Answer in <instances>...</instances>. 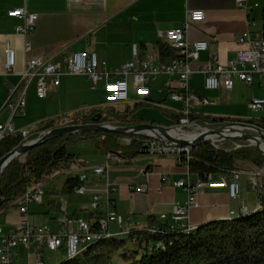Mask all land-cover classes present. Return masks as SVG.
Wrapping results in <instances>:
<instances>
[{
  "label": "crops",
  "instance_id": "1",
  "mask_svg": "<svg viewBox=\"0 0 264 264\" xmlns=\"http://www.w3.org/2000/svg\"><path fill=\"white\" fill-rule=\"evenodd\" d=\"M239 2H244L248 6H253L257 3L258 6L256 8H259L260 4L256 0H247L246 2L245 0H0V60H3V50L7 42L15 52L14 69L6 76L2 73L0 74V122L3 123L8 120L9 112L6 109L8 89L9 86L20 88L22 85L21 74L28 58L38 57L48 62L58 63L63 56L72 52H93L97 55L99 63H106L110 71L115 72L131 60L132 45L137 44L145 53L144 47L148 49L151 46L153 53V44L159 42L158 32L179 27L184 21L187 8L201 10L205 14V20L202 23L192 26L189 39L191 41L208 42V51L203 53L199 60L192 64L193 69H198L213 56H216L221 64H227V62L236 58L239 49L236 43L237 37L245 30H248L254 36L253 22L255 18L252 15L256 8L245 14L238 7ZM17 9H24L27 13L37 15L35 30L32 34L21 35L15 33V28L23 25V21L9 18L7 13ZM26 43L30 46L29 52L25 51ZM156 61L157 63L164 62L160 59ZM73 77L88 81L83 76ZM66 78L68 77H65L63 84L67 83ZM169 79L174 81V77L160 76L151 82L148 87L160 80L156 92L162 93L165 89L164 84ZM255 79H257L256 82ZM32 85L31 97H36L34 84H31L28 90ZM100 85L103 87V83H100ZM189 86L198 96L208 101L205 105L195 106L193 116L217 118L214 115L204 113L202 110L209 107L210 104H214V101L218 100L224 89L219 91L206 90L204 88L203 75L200 73H195L191 77ZM241 87L251 88L260 92L258 97H253L252 99L264 98V91L257 76L253 77L251 86L235 81L233 88L224 90V92L233 95ZM76 93H78L77 89L69 87L68 84L63 89L61 79L60 86L50 90L48 96L43 100L54 97V99L57 98L58 104H61L63 95L67 96ZM151 95L152 92L150 90ZM132 96L134 97L131 87L129 97ZM252 99L249 100V103ZM147 100L148 103H151L149 99ZM168 103L173 109V113H177L181 108L177 103H172L171 101ZM92 107L95 106H90L89 108ZM218 107L232 109L234 106L226 104ZM84 110H87L86 106H74L71 108L66 107L63 111L49 112L48 107H46L43 115L35 121L43 122L48 119H56L68 112L74 113ZM25 114L24 116H16L12 120L13 126L17 131L25 130L28 125L25 120ZM223 118L239 119L238 117ZM137 158L140 159L133 166V162ZM104 160L106 162V156ZM82 169H79L78 173H73L75 175L79 174ZM143 169L151 173L148 179L140 174ZM163 176L167 178V181L161 184L160 178ZM185 179V170L175 162L174 157L159 158L140 153L131 161L119 159L117 164L112 165L108 169L106 176L95 177L90 174V183L87 188L91 190L95 187H101L106 181L113 184L116 188L112 196L115 202L114 210L128 218L127 230L131 231L147 227L154 219L157 220L160 215H169L174 205L184 204L187 197L186 193L183 189L175 187L174 183ZM196 179L195 175H190L192 183ZM212 180L216 181V179ZM143 184H147V194L142 195L131 192V186ZM62 188L60 192L64 194ZM158 188H161L160 193L157 192ZM64 195H70L71 198L81 197V200L70 201L66 205L63 200L53 197L47 199L46 206H44L45 192L41 205L32 204L29 206L31 223L38 226L42 224L48 225L45 219H50L55 224L51 226V229L56 230L57 222L63 216L60 202L65 205L66 215L68 216L87 221L96 218L97 214H93L92 218L88 208L90 202L89 192L83 196H78L73 191ZM202 197L207 200L223 198L228 203L218 205L215 208L212 206L215 210L209 214L208 219L206 217L202 222L193 225L200 226L212 221H223L230 218V216L228 217L230 211H238L239 202L231 204L232 202L224 189L202 190L197 194V200ZM52 202L57 206H53ZM240 202L245 204L243 200H240ZM207 206L205 205L204 207ZM257 208L255 203L252 210H258ZM17 222L18 214L12 208L6 212L4 217L0 215V225L4 231L12 229ZM111 229L114 230L115 228L112 226ZM27 250L21 247L16 249L17 264H22L25 253L28 254Z\"/></svg>",
  "mask_w": 264,
  "mask_h": 264
},
{
  "label": "built area",
  "instance_id": "2",
  "mask_svg": "<svg viewBox=\"0 0 264 264\" xmlns=\"http://www.w3.org/2000/svg\"><path fill=\"white\" fill-rule=\"evenodd\" d=\"M247 0H245L246 2ZM264 2V0H256ZM258 6H248L244 2H239L238 7L248 14L253 8ZM9 18L23 21V25L15 28L16 34L28 35L35 30L37 15L27 13L24 9L12 10L7 13ZM205 14L201 10L186 9L185 18L177 28L158 32L159 42L169 50L174 52L175 57L169 61L157 63L152 47L145 48V52L137 44L131 47V60L121 66L115 72H111L106 63H99L97 55L93 52H72L61 58L58 63H52L38 57L27 59L24 70L21 74L22 85L9 86L6 109L9 112L8 120L0 122V141L15 134L17 130L13 126L12 120L16 116H24L26 108V93L31 84H34L35 95L43 100L52 89L60 86L62 77L83 76L94 90L96 86L103 83L106 104H123L129 100V91L132 87L134 94L133 104H146L150 96L148 85L160 76L174 77V81L169 79L165 84L166 94L172 103L181 106L177 115L180 116L178 122L173 127L185 128L186 131L175 135L183 140L193 139L199 132L207 128H202L196 122L191 121L195 106L205 105L207 100L198 96L191 90L189 82L195 73H200L204 78V88L206 90L219 91L221 89L231 90L234 82L239 81L246 86H251L253 77L257 76L260 86L264 91V38L261 33L252 36L245 30L237 37L238 52L236 58L223 65L216 56L208 62L202 64L194 70L192 64L197 62L200 56L208 51L207 41H191L189 33L192 26L202 23ZM148 50V51H147ZM25 51H30L28 43L25 44ZM15 67V52L7 42L3 50V60H0V74L6 76ZM174 82V83H173ZM251 112L264 113V98L252 99L248 105ZM264 124V116L260 120ZM171 126V127H172ZM37 127L30 130H22L24 137L35 131ZM136 139L141 151L152 157L172 156L175 162L185 170L186 179L174 183L175 187L183 189L186 193L184 204L173 206L169 215L162 214L157 221L169 229L189 230L193 224L190 222V212L200 208L197 194L202 190L224 189L228 198L239 202L238 211H230L229 214H241L248 212V208L240 202L241 188L239 185L241 173L237 171L229 172L213 181L211 178L197 177L196 181H190L188 163L190 160V147L180 148L173 144L161 143L151 135H123L118 139L120 147H128ZM28 141L25 140L24 143ZM239 148L235 145V149ZM119 162L117 156L106 157L105 164L92 168H83L79 174L73 172L68 175L76 181L74 194L83 196L90 193L88 208L91 213L97 214L96 218L87 221L81 218L66 215L63 202H60V209L63 216L57 222L56 230H52L47 224L34 225L30 221L29 206L41 205L45 194L42 186L37 185L29 189L19 197L11 206L18 214L16 225L4 231L0 225V264H17L18 247L35 250V264H45L43 261V251L59 252L64 248L66 255H76L83 251V244L93 237L104 234L123 235L127 232L128 218L118 214L114 210L115 202L113 194L116 188L113 184L105 182L101 187L88 190L90 174L95 177L106 176L108 169ZM140 174L148 179L151 173L145 169ZM259 174H253L248 186L251 192L256 194V200L264 204V184L258 179ZM167 181L165 176L160 178V183ZM131 192L145 195L148 193L147 184L131 186ZM161 192V188L157 189ZM115 229H111V227ZM161 227L155 223L143 228L148 233L162 234ZM135 242V239L132 240ZM154 248L160 246L151 244Z\"/></svg>",
  "mask_w": 264,
  "mask_h": 264
},
{
  "label": "trees",
  "instance_id": "3",
  "mask_svg": "<svg viewBox=\"0 0 264 264\" xmlns=\"http://www.w3.org/2000/svg\"><path fill=\"white\" fill-rule=\"evenodd\" d=\"M261 35L264 38V4L261 7ZM156 60L169 61L175 57L174 52L165 48L160 42L153 44ZM134 108L141 106L134 104ZM130 109L120 115L116 110H107L104 114L99 107H92L81 113L74 112L56 119L40 123L35 131L24 137L21 131L8 135L0 141V160L25 140L33 141L46 131L65 126H79L91 123V118L101 114L99 124L126 127L138 124H152L144 121H129ZM61 118L66 119L57 123ZM173 115V124L179 120ZM191 121L198 126L210 124L220 127L229 122L250 123L264 131L262 121L255 119H230L212 117H194ZM215 127V128H217ZM123 135L111 133H85L53 139L39 147L29 150L22 158L13 160L4 169L0 177V215L5 216L12 204L29 189L39 185L42 179L60 173L74 164V156L69 154L67 146L76 140L93 139L105 156H117L131 161L143 153L136 139L128 147H120L117 141ZM235 145L239 148L235 149ZM188 168L190 174L199 178L207 177L218 180L229 172L239 170V164H248L264 168V155L256 147L241 141H222L215 146L204 143L190 152ZM76 181L67 177L62 188L64 194L74 190ZM262 204V203H261ZM261 210L248 213L246 216H235L198 226L193 230L169 229L157 220L152 223L163 226L162 234L148 233L145 229L127 230L122 236L101 237L85 246L80 254L72 259L65 258L62 264H113L112 258L119 255L124 264H264V204ZM93 218V213H91ZM151 223V224H152ZM135 239V242L132 240ZM160 246L155 248L151 245ZM128 244L138 246L151 245L149 252L139 255L137 251L127 250Z\"/></svg>",
  "mask_w": 264,
  "mask_h": 264
},
{
  "label": "rangeland",
  "instance_id": "4",
  "mask_svg": "<svg viewBox=\"0 0 264 264\" xmlns=\"http://www.w3.org/2000/svg\"><path fill=\"white\" fill-rule=\"evenodd\" d=\"M264 4V2H260L259 8L254 9L252 17L255 18L254 23V36L261 33V7ZM256 78V77H255ZM62 86L63 89L68 84L69 87H73L77 89L76 94H69L67 96L63 95L61 97V104H58L57 98L54 99H46V100H39L37 97H31V90L32 87L28 90V93L26 95L27 100V106H26V114H25V120L28 123L25 130H30L33 127H38L40 125L41 121H35L43 115V112L46 107H48L49 112L53 111H63L66 107L71 108L74 106H86V109H88L90 106L99 107L103 110L104 114L107 110H116L120 115H122L124 112L128 111L130 109V112L128 113V120L129 121H144L148 123L154 122L155 124L162 126V127H171L173 124V115H177V113H173V109L169 106L170 102L167 99L166 89L162 91V93H157L156 90L159 87L160 80L152 85H150V90L152 92V95L150 98V102L152 103H146L141 106H138L134 108L133 106V100L134 97H129V100L123 104H106L105 103V94L103 91L102 85H98L96 89L91 90L90 84L85 79L75 78V77H68L66 78V84H63L65 77H62ZM257 79H255V82ZM218 100L214 101V104H210L209 107L206 109H203L202 111L209 115H214L217 118H223V117H238L239 119H255V120H261L264 116L263 112H251L248 108L249 100L253 97H258L260 95L259 91H255L251 88H245L241 87L238 92L235 94H230L228 92H224L222 90ZM231 104L234 107L232 109H225L222 107H218L219 105H226ZM218 108V109H217ZM81 113V112H78ZM65 114V113H64ZM67 114H72L71 112H68ZM63 121H66V119L61 118L60 120H57V123H62ZM210 129H216L215 127L211 126L210 124L203 125L202 128ZM218 128V127H217ZM121 138V137H120ZM215 143L220 144L222 140L219 138H215ZM117 144L120 145V142L117 141ZM235 147V146H234ZM67 151L69 154L74 156V164H70L67 169H65L62 172L53 173L52 176L46 177L41 180L39 183L40 186L44 189L46 192V196L44 198V206H46V200L50 198H59L60 200H63L64 203L67 205L68 202H74V201H80L81 197H72L69 195H64L60 192L61 188L63 187V184L68 177L69 174L72 172L78 173L79 169L81 168H92L94 166H101L105 164V154L104 152L99 149L96 145V142L93 139H87V140H76L73 143H69L67 146ZM140 158H137L135 162H133V166L136 162L139 161ZM23 160V158L21 159ZM241 173L239 185L241 188L240 193V200L244 201V205L248 208V212H254L256 210H252V207L256 203L257 209L261 210L262 204L256 200V194L251 192L248 186V182L250 181L253 174H259L258 179L260 180L261 184H264V168H256L254 166L248 165V164H239V170ZM231 200V199H229ZM256 200V201H255ZM198 202L200 205L199 209L192 210L190 212V222L191 224H198L202 222L206 217L208 219V216L211 212H213L215 207L218 205H224L228 203L223 198H216L214 200H207L206 198L198 199ZM231 204H237V201L231 200ZM242 203V202H241ZM243 204V203H242ZM52 205L55 206L56 204L52 202ZM205 205H208L207 207H204ZM57 206V205H56ZM212 206H214L212 208ZM239 208V207H238ZM56 209V207H55ZM45 219V222L48 223L49 227L54 226L53 220H47ZM215 222V221H212ZM211 223V222H209ZM205 223V224H209ZM204 224V225H205ZM200 226H203L200 225ZM198 227V226H197ZM85 248V246H83ZM152 246L147 245L145 246H138L137 244H128L127 250L130 251H137L139 252V255H141L144 252H149L151 250ZM27 253L24 255V261L22 264H35V253L33 248H29L27 250ZM65 250L64 248L60 250L59 252H48L43 251V261L45 264H62L65 262ZM113 264H124L121 257L117 254L112 258Z\"/></svg>",
  "mask_w": 264,
  "mask_h": 264
},
{
  "label": "water",
  "instance_id": "5",
  "mask_svg": "<svg viewBox=\"0 0 264 264\" xmlns=\"http://www.w3.org/2000/svg\"><path fill=\"white\" fill-rule=\"evenodd\" d=\"M101 116V114H96L95 117L91 118V123L89 124L50 129L33 141L21 143L0 160V177L8 164L15 159L22 158L29 150L44 145L53 139L85 133H111L125 136L148 134L161 143L173 144L180 148L190 147L191 149H196L204 143L214 146V139L219 138L222 141H241L249 146L256 147L257 150L264 155V131L250 123H225L216 129H205L204 131L199 132L193 139L183 140L177 138L173 132L177 134L182 133L186 131L185 128H177L173 126L168 128L152 124L119 127L113 126L109 123L99 124L98 121Z\"/></svg>",
  "mask_w": 264,
  "mask_h": 264
},
{
  "label": "bare ground",
  "instance_id": "6",
  "mask_svg": "<svg viewBox=\"0 0 264 264\" xmlns=\"http://www.w3.org/2000/svg\"><path fill=\"white\" fill-rule=\"evenodd\" d=\"M173 134H174V135H177V133H175V132H173ZM248 213H249V212H244V213H241V214H229L228 217L230 216V218H233V217H235V216H246ZM195 228H197V226H196V225H193V226L190 227L189 230H193V229H195ZM126 233H127V232H126ZM126 233H125V234H126ZM125 234H123V235H125ZM114 236H121V235H115V234H104V235H99V237H93V238L88 239V240L86 241V243L83 244V246H86V245L89 244V243L95 242V241H97L98 239H100L101 237L109 238V237H114ZM83 249H84V248H83ZM76 255H77V254H76ZM76 255H66V258H67V259H72V258H74Z\"/></svg>",
  "mask_w": 264,
  "mask_h": 264
}]
</instances>
